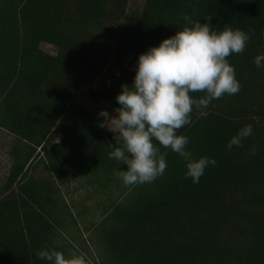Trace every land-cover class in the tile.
Instances as JSON below:
<instances>
[{
	"label": "trees",
	"instance_id": "trees-1",
	"mask_svg": "<svg viewBox=\"0 0 264 264\" xmlns=\"http://www.w3.org/2000/svg\"><path fill=\"white\" fill-rule=\"evenodd\" d=\"M132 4L0 0V130L12 136L0 185V264L25 263L33 242L26 241L32 216L50 219L58 234L64 230L59 215L79 225L77 218L87 212L83 201L61 208L57 196L49 212L46 201L34 198L58 194L59 186L71 182L83 200L96 198L90 232L100 240L101 264H264V67L254 64V57L264 54V0ZM184 14L213 29L249 35L243 53L228 57L239 93L194 109L192 124L179 131L195 157L216 163L194 184L184 178V160L161 148L164 174L150 184L125 186L115 172L127 166L108 156V144L119 143L116 134L99 127L102 120L91 109L77 106V94L88 86L93 102L119 107L115 97L121 85H131L138 55L172 36L185 24ZM40 43L51 44L55 53ZM128 53L131 58L123 63ZM245 125L252 126L253 135L243 147L229 150L227 142ZM34 160L44 163L48 178L31 174ZM39 184L40 191L32 186ZM81 228L72 240L86 248L82 231L89 230ZM57 250L67 255L76 247L68 241L67 248L58 244ZM32 253L34 264L47 262Z\"/></svg>",
	"mask_w": 264,
	"mask_h": 264
},
{
	"label": "clouds",
	"instance_id": "clouds-1",
	"mask_svg": "<svg viewBox=\"0 0 264 264\" xmlns=\"http://www.w3.org/2000/svg\"><path fill=\"white\" fill-rule=\"evenodd\" d=\"M185 24L158 45L150 46L138 55L131 85H121L115 99L119 107L98 124L113 131L118 145L108 144L109 159L126 165L115 172L125 186L150 184L167 169L161 148L178 154L185 162L184 178L199 183L205 169L216 161L207 156L195 157L188 150V137L180 129L192 124L194 109L203 110L214 100L236 95L241 89L235 68L228 57L242 54L249 35L240 29H213L191 16H182ZM210 20V16H205ZM259 69L264 67V54L254 57ZM201 95L194 96L193 94ZM253 135L251 125H245L227 142L226 147H243L242 141ZM253 148L251 154L255 155ZM39 259L47 264H90L77 251L40 249Z\"/></svg>",
	"mask_w": 264,
	"mask_h": 264
},
{
	"label": "crops",
	"instance_id": "crops-1",
	"mask_svg": "<svg viewBox=\"0 0 264 264\" xmlns=\"http://www.w3.org/2000/svg\"><path fill=\"white\" fill-rule=\"evenodd\" d=\"M107 128V127H106ZM60 136H58L59 139ZM57 139V140H58ZM31 174L39 179H46L48 178V173H47V169L46 166L44 165V163L42 162H37L36 160L33 161V163L30 165L29 168ZM33 188L35 187V189H39L38 191H40V189L43 187L42 185H32ZM77 188V183L76 182H71L68 184H65L63 186H59V193L58 194H50V193H42V197L40 195V193H35L34 198L36 201L40 202L42 204L46 203V210L47 211H51V209H53V207L50 204V201H54L55 198H57L58 196V200H59V207H63L64 204H70L73 201H83L82 203H84V207H86L87 212L82 215L79 216V219L77 218V222L79 223V225L83 226L82 228L84 229V225L85 227H88L87 230L91 231V227L93 226L92 223H94L95 221V217H93V213L95 208H96V198L94 197H90L86 200H83L84 198H82V191L81 189H76ZM83 207V205L80 203L77 205V210L81 209ZM72 211H74V209H72ZM59 218H61V220L63 221L64 224V230H62L60 232V234H58L57 232V227H55V225H51L52 223H48L45 221H42L40 218H38L37 216H32L31 220H30V228L31 230L29 231L30 236H26V241L29 242V237L31 238L30 240L33 241L31 243H28L31 246V249L29 250L28 248L26 250H28L29 252L27 253L28 257L27 259H25V263L24 264H34L33 260L31 258L32 256V252L33 250L35 252H37L40 249H56L57 250V246L58 244L63 246L64 248H67V242L69 241L70 243H72V239H73V235L76 233V228H81L79 225L75 226L72 222L71 216H67V215H59ZM53 226V229L52 227ZM40 228L44 229L42 232L40 231ZM81 228V229H82ZM86 231V232H89ZM82 237L84 238V235H82ZM30 248V247H29ZM36 254V253H35ZM47 264V262L45 263Z\"/></svg>",
	"mask_w": 264,
	"mask_h": 264
},
{
	"label": "rangeland",
	"instance_id": "rangeland-1",
	"mask_svg": "<svg viewBox=\"0 0 264 264\" xmlns=\"http://www.w3.org/2000/svg\"><path fill=\"white\" fill-rule=\"evenodd\" d=\"M133 1V6L136 8H139L143 2V0H132ZM40 47L51 54L55 53V47L52 46L51 44L47 43H40ZM131 58V54L128 53L127 58L123 59L122 62H126ZM94 86L95 83H92ZM87 88L88 86L83 87L77 94L76 97V104L79 107H86L91 109L97 117H99L102 121L104 117L100 116L99 113L100 111L106 110L109 112L110 115H116V113L113 111L115 107L109 105L106 101H98V102H93L88 94H87ZM111 131V130H110ZM113 132V131H111ZM12 141V136L8 134L7 132L0 130V185L3 184L4 182V177L6 176L9 168V146ZM81 227V225H79ZM82 234L84 235V241L87 243L86 248H81L80 244L76 242L75 240H71L73 245L76 247V250L80 254H83L87 257V259L90 261V264H101L100 263V255H98V245H100V240L97 236V232L92 231V232H86L82 231ZM77 239H80L82 242L83 239H81V236L78 234ZM71 250V249H70Z\"/></svg>",
	"mask_w": 264,
	"mask_h": 264
}]
</instances>
